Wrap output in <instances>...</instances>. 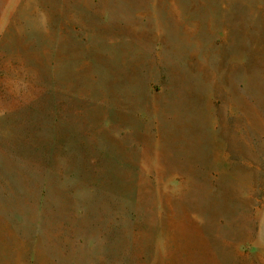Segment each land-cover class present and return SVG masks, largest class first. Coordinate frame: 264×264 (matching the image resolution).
<instances>
[{
  "label": "rangeland",
  "instance_id": "374dc122",
  "mask_svg": "<svg viewBox=\"0 0 264 264\" xmlns=\"http://www.w3.org/2000/svg\"><path fill=\"white\" fill-rule=\"evenodd\" d=\"M261 137L264 0H0V264H264Z\"/></svg>",
  "mask_w": 264,
  "mask_h": 264
},
{
  "label": "crops",
  "instance_id": "0c3cea01",
  "mask_svg": "<svg viewBox=\"0 0 264 264\" xmlns=\"http://www.w3.org/2000/svg\"><path fill=\"white\" fill-rule=\"evenodd\" d=\"M238 146L241 147V149L238 150L237 152V156H238V160L240 161H245V139H238ZM263 145L264 146V137H261L259 139H257V142L254 143L253 148H254V153L256 154V147H259ZM223 154H224V162H229L230 161H234V158H230L231 155H233V152H230L229 150L225 149L223 150Z\"/></svg>",
  "mask_w": 264,
  "mask_h": 264
}]
</instances>
